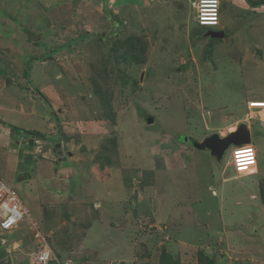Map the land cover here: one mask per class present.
<instances>
[{
  "label": "rangeland",
  "instance_id": "rangeland-1",
  "mask_svg": "<svg viewBox=\"0 0 264 264\" xmlns=\"http://www.w3.org/2000/svg\"><path fill=\"white\" fill-rule=\"evenodd\" d=\"M62 1L59 14L40 0H0V73L15 80L10 89L15 90L16 103H31L34 95L28 90L42 88L50 100L45 102L61 101L59 108L66 114L58 124L52 123L61 140L74 137L94 147L85 167L90 177L79 170L72 177L56 174L54 170L71 166L57 162L54 170L39 166L36 180L30 181L28 174L19 182V177L7 180L20 192L39 229H44V218L53 221L49 232L45 229L46 241L34 239L27 222L12 235L1 234L6 240L3 247L17 255L16 264H31L35 244L45 242L62 264L67 260L74 262L66 264H210L207 257L213 264H264V124L257 120L258 112L247 109L250 100L264 101V59H240L247 46L264 47V40L258 43L246 33L247 43L238 44V50L229 43L226 47L227 42L220 46V38L212 39L213 32L196 23L193 0ZM96 4H102L101 21L107 27L89 9ZM222 9L227 36L237 33L235 12L224 0ZM244 20L243 27L252 30L249 19ZM260 31L264 37V27ZM35 61L47 65L42 68ZM44 70L53 84L46 75L38 76ZM3 98L0 101L11 102ZM100 98H107V105ZM36 100L33 106L41 112L44 106ZM202 105L211 113H204ZM229 106L238 118L245 119L248 113L253 118L259 172L238 177L228 165L231 151L219 163L209 151L195 149L199 167L179 170L188 162L182 164L178 150L166 149L163 161L176 157L180 162L166 187L159 169L165 171L167 165L162 167L155 158L156 152L169 147V140L159 142L161 134H184L202 142L224 129L220 134L225 137L229 128H223L219 119L231 116ZM93 120H107L109 127L91 126L90 133ZM67 124L73 126V137L64 135ZM53 125L27 126L52 140L42 145L39 157L51 146L62 148L54 143L59 137L50 135L56 129ZM111 126L118 139L109 132ZM5 151L3 170L10 150ZM250 171L255 173V167ZM229 178L233 179L223 184ZM35 187L38 202L33 198ZM216 188L217 197L212 195ZM68 196L77 200L75 211L65 202ZM175 197L186 203L192 200L185 219L170 214ZM99 226L120 234L104 233ZM166 230L171 235L164 234ZM89 241L103 247L88 248ZM64 243L74 246L63 259L58 253H66Z\"/></svg>",
  "mask_w": 264,
  "mask_h": 264
},
{
  "label": "crops",
  "instance_id": "crops-1",
  "mask_svg": "<svg viewBox=\"0 0 264 264\" xmlns=\"http://www.w3.org/2000/svg\"><path fill=\"white\" fill-rule=\"evenodd\" d=\"M61 1L60 0H40V2L42 4H44V6H46L47 8L48 7L49 8H52V7L56 8L55 11L56 12L59 11V14H61V11H62V8H63V7H61V5H62L61 3L63 1L62 2ZM222 1L223 0H220L221 4H222ZM224 1L229 3L231 8L233 9V12H235V14L237 16V19H238L237 28L239 30H238L237 33H235L233 35H230V36H227V34H226V32L224 30L228 26V22H227V19L225 17V14L222 11L223 9H222L221 10V25H222V28H221L220 31H222L224 33V37L220 38V40H222V41H221V43L219 45L221 46L222 44H224L223 42H227L226 47H227V45L229 43V44H231L234 47V49L238 50L240 48L239 46H237L238 44L247 43L246 42V33L252 34L254 40L258 41V43L260 41H263L264 37L261 36V34H260L261 31L260 30L264 27V0H224ZM78 2H79V0H78ZM102 2H103V0H102ZM58 4H60V5L58 6ZM89 4H94V3L91 0V2ZM187 4L190 6L189 1H188ZM42 8L44 9L43 6H42ZM89 9H92L93 15L96 16V18H98L99 22H102L101 21V18L103 16V12L102 11H104V10H102V4H96L95 6L89 8ZM243 14H246V15H243ZM242 16L244 18H242ZM60 18H61V16H60ZM245 18L249 19V26L252 28V30L251 29H245V27H243L245 25V20H244ZM103 22L101 23V26L107 27L108 23L105 22V21H103ZM260 38H262V39H260ZM79 42H80V44L81 43L83 44V42H81V41H79ZM76 44H77V42H76ZM219 45H216L215 48H217ZM260 45L261 44H257V45L255 44L253 46H247L245 48V52L243 53V56L240 57V59H243L246 56H248V58L252 59L254 62H257L258 59H262L263 60L264 59V47L260 46ZM247 49H249V51H246ZM31 54L32 53H30V55ZM35 64H37V65L39 64L42 68H45V66L47 65L46 62L40 63V62H37V61L34 62V65ZM45 71L46 70H44V73H42V74L38 73V76L42 77V75H44V76L46 75L47 76L46 79L48 80V82L52 83L53 82V80L51 79L52 76L51 75H47L45 73ZM6 81H8V83ZM13 83H15V80H13V78L11 76H8L6 74L0 73V96H3L4 97L3 99L9 98V101H11L10 103L9 102H4L3 100L0 101V178H2L3 180L7 181V180H14L15 178L19 177L17 179V182H19L22 178H25V177H23V175L28 174L27 178L30 179V181H32L34 178L36 180L38 178V171L37 170H38L39 166H42L43 169H46V167H51V169L54 170L55 164L57 162L60 163L59 159L62 158L63 156H65L64 153L67 154L68 157H66V159H67L66 162H63L61 164L69 163L71 165L70 168L63 169L61 167L60 170H58V171L54 170L53 172H57V173L63 172V173L68 174V176L72 177L71 174L74 171L76 172V171L79 170V172H80V174L82 176L84 174L89 176L90 172L88 171V168H85V167H87L89 165L88 163L91 162L93 151H91V149L88 147L87 144H85L83 142L81 143L79 141L76 142V140L74 139V137L72 135L73 126L70 125V124H67V125H65L63 127L64 128L63 130L65 132L64 135L68 132V134L69 135L71 134L72 135L71 137H73V138L72 139L70 138L68 140L62 139L61 140V145H62L61 149L54 150V148L52 146L51 147L48 146L49 147L48 150L41 157H39L38 149H36L34 151H25L22 158H20L17 154H14V153L11 152L9 145L13 142L12 138H11L12 135H15V134H22L23 136L26 135L25 137L27 139V137H28L27 133H29V131H37V129L31 130L27 126H34L35 123L37 125H40V122H46L48 126L49 125L52 126L53 125L52 124L53 121L58 124L60 122V120H61V116L66 115L65 112L63 113L61 111L62 109L59 108L61 101H59V102L58 101H53V103H51V105L46 103L45 101L49 100L48 96L45 94L46 92L42 88H40V87H38L36 85L34 87L35 89L28 90L32 95H34V96H32V102L31 103H29V104L16 103V101L14 99L15 96H16L15 90H11L10 89V85L13 84ZM37 98H38V100H40L41 104L44 106V109L41 111L42 114L40 112L41 108H36L35 106H33V105H35L34 103H37V100H36ZM105 104H106V102H105ZM202 106H203V108H205V109H203L204 113H206V112L207 113H211V109L207 108L205 105H202ZM229 110H230V113H231L230 115L231 116H228V114H224L223 115V111L218 110V114L220 113L221 115H223V118L219 119L220 123L224 125L223 128H225V127L229 128L228 132H226L227 134L231 133V130L233 128L235 130L236 127H238L240 123L246 122L245 121L246 119H244L242 116H241V118H238L237 115H235V113L232 111L230 106H229ZM60 111H61V113H60ZM13 114H15L14 118H13ZM60 114H62V115H60ZM50 115H52V117H51V119H49V122H50L49 123L48 122V117ZM53 116H54V118H53ZM44 117H45V119L43 120L42 118H44ZM64 124L65 123L63 122L60 125H64ZM98 125H103V126L109 127L107 120L106 121L105 120L104 121H100V122H97L96 120H93L88 125V129L90 130L91 126H93L95 128ZM53 128H56V129L53 132L50 131V135H52V136L55 135L56 136L55 133L57 132V126L55 127V125H53ZM113 130H116V129L113 126H111V130L109 132H113ZM89 132L91 133V130ZM109 132H108V134H109ZM215 132L218 133V131H215ZM223 132H224V129L222 131H220L221 134L225 133V132L224 133ZM77 133H82V132L81 131H79V132L77 131ZM161 135H164L162 137L165 138L166 140H169L168 141V146L169 147L164 148L163 151L156 152L155 153V158L157 160L162 161V164H163L162 167L167 165L165 171H163L162 168L159 169L160 175L163 173L161 175V178L164 181L165 186L167 187V183H168L167 181H169L168 180L169 175L174 172L172 169H176L177 168V164L180 163V162L177 161L176 157L171 158L169 161H167V163H166V161H163L161 159V156H162V153L164 155H166L164 153V152H166L165 151L166 149L167 150H171V152L174 151V150L175 151L178 150L177 152L179 154L182 153L181 157L184 160L182 164H184L185 161L188 162V164H184L182 167H179L180 168L179 170H185V169L195 170V168H198L199 167L198 164L200 162V160H199L200 155L197 157L196 151L192 150L188 145H185V144H183L181 142H178V136L179 135L175 136L174 134H172V136H170L171 133H166V134H161ZM77 136H82V135L77 134ZM29 137H28V139H29ZM166 137H168V138H166ZM165 139H162L159 142H162ZM79 140H82V139H79ZM47 143H48V141H47ZM50 143H52V140H50ZM54 143H56V142H54ZM41 144L45 146V142H43ZM8 149L10 150L9 154L7 155V156H9V158L7 159V158L4 157V160H6V162L8 164L7 165L8 167L5 168L6 170H3L2 167H1L2 162H4V161H2V158H3V156L6 153L5 150H8ZM86 163L88 164L87 166H86ZM12 165H14V169L11 168ZM79 167H82V169L79 168ZM228 180H230V178L224 180L223 184H225L226 181H228ZM99 183L103 184L102 186H104V183L102 182V180H99ZM35 190H36V194L34 195L33 198H34V200L36 202H38V200H39L38 198L39 197L37 195L36 187H35ZM44 191L47 192V189H45ZM214 193L215 194L218 193L217 188L215 189ZM158 194H159V191L157 192V195ZM70 196H68V199L65 202H70V204H69L71 206L70 208H72L75 211V208H76L75 203H76L77 200L75 199L74 196H72V198H70ZM190 202L186 203V201L184 199L179 200V199H177L175 197L173 199V203H172L173 207H174V210L171 211L170 214H173L175 217H178L179 219L184 218V216H185L184 214H186L188 211H190V205H191ZM157 203L158 202H156V204ZM63 207H65V206L63 205ZM63 207H62V210L64 209ZM155 207L158 210L160 209L158 207V204ZM175 207L178 208V209L176 210ZM185 207H188V208H185ZM66 208L68 209L69 207L66 206ZM72 209H70L71 214L74 213ZM181 210H182V214H181ZM44 220L46 221V222L44 221V224H43L44 229L40 230L42 235L46 234L45 229H46L47 232H49V230H48L49 227H50L49 225H50V223L53 222V221H50V223H49L45 218H44ZM176 220H178V219H176ZM45 223L47 224L46 226H45ZM99 227L101 229H105V228H103L104 226L103 227L99 226ZM53 228H55L57 230L56 226L53 227ZM93 229H94V227L91 228L90 231L92 232ZM103 231H104V233L106 231L114 233V232H112V228H107V229H105ZM121 232H122V230H121ZM116 233L120 234V233H118V231L115 232L114 234L117 235ZM30 234H32V233H30ZM106 234H108V233H106ZM109 236H111V234ZM89 237L90 236H88V239H89ZM34 239H35V237H34ZM57 241L58 240L55 239L56 243H57ZM112 241H114V240H112ZM88 243H89V244H87L88 248H92L94 250L98 249L100 251V247H103L102 245L101 246H97L94 242H90L89 241ZM116 243H117V241H116ZM64 244H66V243H64ZM16 245H18V244H16ZM59 245H62V243L59 244ZM66 245L68 246L69 244H66ZM73 246L74 245L68 246V248L66 250V253H58V252L57 253L61 254V258L64 259L65 256H63V255L67 254V252L70 251V248L73 247ZM17 247L19 248V246H17ZM52 250H53V252H55L54 248H52ZM9 252H10V255H9V260L10 261H8L9 264H16V259H15L14 256L17 257V255L13 254V252L11 250H9ZM70 262H74V261L70 260ZM65 263H67V262H65ZM75 263H77V262L75 261Z\"/></svg>",
  "mask_w": 264,
  "mask_h": 264
},
{
  "label": "clouds",
  "instance_id": "clouds-1",
  "mask_svg": "<svg viewBox=\"0 0 264 264\" xmlns=\"http://www.w3.org/2000/svg\"><path fill=\"white\" fill-rule=\"evenodd\" d=\"M221 3V2H220ZM217 4H218V0H208V2H207V8H208V11L203 15V16H201L200 17V23L201 24H215L216 22H217V17H216V8H217ZM192 7V6H191ZM221 10H222V4H221ZM221 10H220V22H219V25L221 24ZM219 25L217 26V27H215V28H218L219 27ZM200 27V26H199ZM202 28V27H201ZM215 28H207V29H210V31H212V32H222V31H216L215 30ZM204 29H206V28H204ZM213 39V38H212ZM27 76V75H26ZM10 84V83H9ZM101 99V101L103 102V104H105V102H106V104L105 105H107V101H106V99L104 98V99H102V98H100ZM253 102H262V103H264V101L263 100H250L248 103H247V109L248 110H251V111H256V112H258V114H259V118L257 119V120H259V122H261V123H263L264 124V119H263V109H262V107L264 106V104H256L257 106H255V105H251V103H253ZM109 105V104H108ZM249 114L250 113H248L247 115H246V122H242V123H240L239 124V126L238 127H236V129L234 130V131H232L231 133H234V132H236L237 130H238V128L241 126V125H245L247 128H248V130H249V132H250V137H251V143L250 144H244V145H240V146H238V145H231L230 147H229V149L226 151V152H228V151H231V156L229 157L230 158V160L228 161V165H232L234 168H235V170H236V172H237V175H238V177H243L244 176V174H245V176H252V175H255V174H257L258 172H259V168L257 167L258 166V161H257V150L255 149V147L253 146V144H252V133H251V131H252V122H251V120L253 119L252 118V116H249ZM249 122V123H248ZM113 132H114V130H113ZM165 133H168V132H164V134ZM231 133H229V134H226V136L225 137H223L219 132L217 133V132H215L214 134H217V135H219L220 136V138L221 139H224V138H226V137H228V135H230ZM28 134V137H29V139H28V137H27V139H26V135L25 136H23L22 134H15V135H12L11 136V138H12V143L9 145V147H10V150H11V145L12 144H14V143H16L17 141H19L20 142V144H19V146H18V149H23L24 148V146L26 147L27 145H28V143H29V141L30 140H33L34 141V145H33V147H34V150H36V149H38V151H40V149H42V144L41 143H43V142H47V141H50L51 139H49L47 136H43L42 134H40L39 132H37V131H29V133H27ZM56 134V136H58L59 137V140H57V142L56 143H58L57 145H61V137H62V135L60 136L57 132L55 133ZM114 136L115 137H117L116 136V132H114ZM213 134V135H214ZM175 135V134H174ZM184 134H181V135H175V136H178V142H181V143H183V144H185V145H188L191 149H195V150H198V149H196L194 146H193V143L194 142H198V143H202L201 141H198V140H196L195 138H193L192 136H188V135H185V136H183ZM213 135H211V136H213ZM162 136H164V135H162ZM211 136H208V137H206V139L207 138H209V137H211ZM24 139V140H23ZM117 139H118V137H117ZM161 139H164L163 137H161ZM186 139H188V141H186ZM96 140V139H95ZM112 140H114V138L112 139ZM177 140V139H176ZM24 141V142H23ZM26 141V142H25ZM117 140L115 139V144L117 143L116 142ZM84 143V142H83ZM110 144H114L113 142H111ZM114 144V145H115ZM57 145H56V147H57ZM242 147H248V148H252L253 149V152H254V163L253 162H251V150L249 149V150H244V151H237L236 153H235V156L238 158V160H239V162H240V164L241 165H246V164H250V162L251 163H253V164H250L249 166H246V167H241V168H239L236 164H235V162H234V158H233V153H234V151L237 149V148H242ZM94 148V147H93ZM93 148L91 149V151H93ZM33 150V151H34ZM25 151H27V150H25ZM24 151V152H25ZM208 151V150H207ZM225 152V153H226ZM225 153H224V155H225ZM18 155V154H17ZM40 155H43V154H40ZM64 155L65 156H63L62 158H60L59 160H60V162H66V157H68V155L67 154H65L64 153ZM224 155H223V157H224ZM19 156V155H18ZM214 157V156H213ZM214 158H216V157H214ZM217 159V158H216ZM217 161H218V159H217ZM222 161H223V158H222V160L221 161H218L219 163H222ZM59 163V162H58ZM253 167H255V169H256V172L255 173H252L251 171H250V168H253ZM57 170V169H56ZM245 170V171H244ZM58 171V170H57ZM242 171H244L243 173H242ZM224 172V171H223ZM56 174H57V172H55ZM93 175H94V173L93 172H91ZM89 177H90V175H89ZM57 178V177H56ZM2 179V178H1ZM231 179H233V178H231ZM230 179V180H231ZM3 180V179H2ZM30 180V179H29ZM226 180V179H225ZM5 182H7L8 184H10L8 181H6V180H4ZM229 181V180H228ZM98 182H99V180H98ZM227 182V181H226ZM11 185V184H10ZM13 186V185H12ZM14 187V186H13ZM16 189V188H15ZM17 190V189H16ZM18 191V190H17ZM19 192V191H18ZM215 192V190H213L212 191V195H216V197L218 196L217 194H215L214 193ZM20 193V192H19ZM21 196V195H20ZM22 197V196H21ZM23 199V198H22ZM23 201H24V199H23ZM220 201H224V198H221V200ZM24 203L26 204V202L24 201ZM26 206L28 207V205L26 204ZM28 209H29V207H28ZM29 212H30V219L29 220H25L23 223H21L17 228H14V229H12V230H2L1 229V227H0V251H2V250H6L7 251V254H8V256H7V258H6V260H5V262L4 263H2V264H9V262L8 261H10L9 260V255H10V252H9V250L7 249V247L5 248V247H3V246H5V241L6 240H4L3 238H2V236H1V234L2 233H6V234H10V235H12L13 234V232H16V231H18V230H20V228H22L21 226L22 225H24L26 222L27 223H30L31 224V226H29L30 227V229H31V233L34 235V237L36 238V239H41V238H43L44 240H45V237L42 235V233H41V229H39V227H38V225L36 224V222L32 219V216H31V211H30V209H29ZM189 212V211H188ZM187 212V213H188ZM191 212V211H190ZM186 213V214H187ZM185 214V215H186ZM183 219H185V218H183ZM170 230V229H169ZM169 230H166L165 232H164V234H169V235H171L170 233H169ZM163 234V235H164ZM46 241V240H45ZM7 242H8V240H7ZM16 245V244H15ZM44 246H46L50 251H51V254H52V257H53V260L52 261H50L49 262V264H62V263H60L59 261H61L60 260V258L58 257V255H56V253H54L53 252V250H52V247L50 246V245H48L46 242L45 243H43V244H41V245H37V244H35V247H36V249L34 248V253L32 254V256H31V259H30V263L31 264H33L32 262H33V257H34V255L35 254H37L38 253V250H39V248H42V247H44ZM209 260H211L212 262L214 261L213 259H210V257H207ZM65 262H67V263H69L70 262V260H67V261H65ZM64 262V263H65ZM63 263V264H64ZM70 263H72V262H70ZM1 264V263H0ZM66 264V263H65Z\"/></svg>",
  "mask_w": 264,
  "mask_h": 264
},
{
  "label": "built area",
  "instance_id": "built-area-1",
  "mask_svg": "<svg viewBox=\"0 0 264 264\" xmlns=\"http://www.w3.org/2000/svg\"><path fill=\"white\" fill-rule=\"evenodd\" d=\"M208 0H193L191 6L195 12V21L202 28H215L220 22V10L221 3L218 0L216 8L217 22L215 24H201L200 17L203 16L207 11ZM264 104L262 102H253L251 105ZM263 109V119H264V106ZM251 150V162L254 163V152L252 148L242 147L237 148L233 153V158L235 164L241 168L253 164L241 165L238 158L235 156L237 151ZM30 219V212L26 204L24 203L20 193L4 180L0 178V227L2 230H12L17 228L25 220ZM53 260L51 251L46 247L39 248L38 253L33 257V264H49Z\"/></svg>",
  "mask_w": 264,
  "mask_h": 264
},
{
  "label": "water",
  "instance_id": "water-1",
  "mask_svg": "<svg viewBox=\"0 0 264 264\" xmlns=\"http://www.w3.org/2000/svg\"><path fill=\"white\" fill-rule=\"evenodd\" d=\"M212 38H223V32H213L211 33ZM153 119L149 120V123H153ZM188 141V139H186ZM251 137L248 128L245 125H241L238 130L234 133L228 135V137L221 139L219 135L214 134L213 136L205 139L202 143L194 142L193 146L198 150H208L212 156L216 157L218 161H221L224 153L229 149L231 145H244L250 144ZM20 142L11 145V152L18 154L20 158L23 157L24 151L34 150V141L30 140L28 145L23 149H18ZM8 254L6 250L0 251V263H4Z\"/></svg>",
  "mask_w": 264,
  "mask_h": 264
},
{
  "label": "trees",
  "instance_id": "trees-1",
  "mask_svg": "<svg viewBox=\"0 0 264 264\" xmlns=\"http://www.w3.org/2000/svg\"><path fill=\"white\" fill-rule=\"evenodd\" d=\"M261 2H262V1H261ZM259 3H260V2H259ZM262 3H263V2H262ZM100 229H101V228H100ZM208 260H209V259H208ZM210 261H211V260H210ZM208 264H209V263H208ZM210 264H213V263H212V261H211V263H210Z\"/></svg>",
  "mask_w": 264,
  "mask_h": 264
}]
</instances>
